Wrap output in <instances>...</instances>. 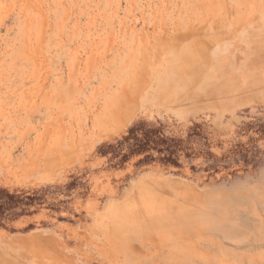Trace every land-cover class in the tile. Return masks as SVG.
<instances>
[{
  "label": "rangeland",
  "instance_id": "rangeland-1",
  "mask_svg": "<svg viewBox=\"0 0 264 264\" xmlns=\"http://www.w3.org/2000/svg\"><path fill=\"white\" fill-rule=\"evenodd\" d=\"M0 264H264V0H0Z\"/></svg>",
  "mask_w": 264,
  "mask_h": 264
},
{
  "label": "trees",
  "instance_id": "trees-1",
  "mask_svg": "<svg viewBox=\"0 0 264 264\" xmlns=\"http://www.w3.org/2000/svg\"><path fill=\"white\" fill-rule=\"evenodd\" d=\"M145 137L147 139V141L145 142H141V139L134 136V142L131 143L130 147L137 151V150H143L144 148H149L151 146L150 142L151 141H155V140H151V137L148 136V134H145ZM150 155H146V157H149Z\"/></svg>",
  "mask_w": 264,
  "mask_h": 264
}]
</instances>
